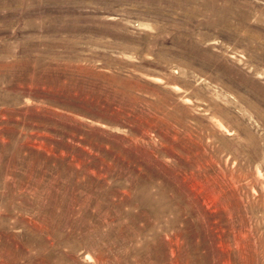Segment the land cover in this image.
Segmentation results:
<instances>
[{
    "label": "rangeland",
    "instance_id": "374dc122",
    "mask_svg": "<svg viewBox=\"0 0 264 264\" xmlns=\"http://www.w3.org/2000/svg\"><path fill=\"white\" fill-rule=\"evenodd\" d=\"M0 264H264V0H0Z\"/></svg>",
    "mask_w": 264,
    "mask_h": 264
}]
</instances>
